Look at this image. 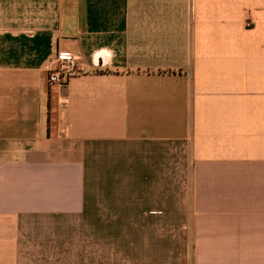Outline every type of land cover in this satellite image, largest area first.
Returning <instances> with one entry per match:
<instances>
[{
  "label": "crops",
  "instance_id": "crops-1",
  "mask_svg": "<svg viewBox=\"0 0 264 264\" xmlns=\"http://www.w3.org/2000/svg\"><path fill=\"white\" fill-rule=\"evenodd\" d=\"M41 253L264 264V0H0V264Z\"/></svg>",
  "mask_w": 264,
  "mask_h": 264
},
{
  "label": "built area",
  "instance_id": "built-area-1",
  "mask_svg": "<svg viewBox=\"0 0 264 264\" xmlns=\"http://www.w3.org/2000/svg\"><path fill=\"white\" fill-rule=\"evenodd\" d=\"M55 66L48 72V82L51 85L67 84L72 77L79 74L77 60L74 56L59 53L54 58Z\"/></svg>",
  "mask_w": 264,
  "mask_h": 264
},
{
  "label": "rangeland",
  "instance_id": "rangeland-1",
  "mask_svg": "<svg viewBox=\"0 0 264 264\" xmlns=\"http://www.w3.org/2000/svg\"><path fill=\"white\" fill-rule=\"evenodd\" d=\"M102 242L101 241H99V244H98V246H99V255H98V257L101 259V258H105V257H107L108 255L110 256V254H107L106 252H107V250H106V245H104L103 244V247H102ZM103 248V249H102ZM112 253V252H111ZM63 258V257H62ZM45 259H47V258H45L44 257V255H43V253H41V254H38V255H36L35 256V261H36V264H43L44 263V260ZM64 259V258H63ZM57 261H59L58 260V258H57ZM61 262V261H60ZM60 262H58V263H60ZM57 263V264H58Z\"/></svg>",
  "mask_w": 264,
  "mask_h": 264
}]
</instances>
